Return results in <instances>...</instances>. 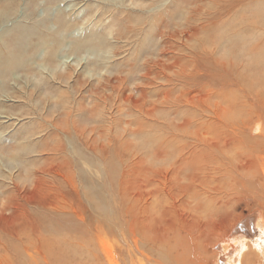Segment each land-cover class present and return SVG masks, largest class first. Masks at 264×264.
Returning <instances> with one entry per match:
<instances>
[{"label":"bare ground","instance_id":"obj_1","mask_svg":"<svg viewBox=\"0 0 264 264\" xmlns=\"http://www.w3.org/2000/svg\"><path fill=\"white\" fill-rule=\"evenodd\" d=\"M162 1L144 0L141 8L147 9V17L129 10L108 35L85 30L86 35L70 41L67 31L68 46L75 52H100L106 57L96 63L100 85L96 90L76 88L58 93L49 85L42 87L44 108L36 106L22 117L41 115L43 122L8 138L6 121L16 118L0 108V143L9 142L13 151L9 156L6 148L0 151L1 250L7 241L0 264L3 260L24 264L25 257L36 262L38 255L49 264L42 251L33 250L23 238L41 216L76 220L87 240L81 263L94 260L91 247L95 244L104 255L111 254L109 264H209L210 247L219 236L228 238L242 217L235 215L241 203L250 212L260 211L264 227V0H207L206 5L213 6L189 10L186 19L194 17V24L181 32L173 30L175 33L163 31L170 26L165 24L171 16H161L175 0ZM11 4L2 8L1 20L11 15ZM115 11L112 19L118 17ZM65 21L59 20L62 30ZM33 33L34 29L24 28L19 20L0 30V100L4 102L15 98L34 107L32 103L40 101L37 87L7 95V83L47 49L44 39L32 40ZM185 38L197 40L199 45L191 46ZM208 38L210 46L206 45ZM107 42L113 59L129 52L130 45L136 46L135 60L131 55L126 63L137 68L135 86L129 87L130 78L112 74V65H105ZM113 43L125 45L120 51ZM220 51L228 58L218 61ZM59 54L54 48L48 50L52 67ZM130 69L132 78L134 70ZM85 93L95 94V109L102 107L90 108L91 123L84 122L86 127H82L78 117L85 108ZM148 98L155 99L149 103ZM73 100L79 103L75 113L66 107ZM165 104L166 109H158ZM109 106L107 125L101 111ZM164 110L182 118H174L176 122L155 118ZM122 113L131 114L124 121L128 129L123 135L117 131L120 119L117 123L115 118ZM143 134L145 139H141ZM33 155L42 156L41 166L36 168L34 163L29 171L21 169ZM69 155L78 158L71 164L64 162ZM57 157L63 158L62 165L55 163ZM82 163L96 166L104 176L109 169L113 171L111 203L96 199L92 194L96 189L90 186L89 199L81 208L58 205L65 188L60 181L63 171L80 168ZM20 179H28L30 184L21 185L24 181ZM85 179L88 181L87 175ZM29 217L31 226L20 230ZM248 243L243 246L240 264H264V253L258 255L260 250ZM112 247L123 250L120 259Z\"/></svg>","mask_w":264,"mask_h":264},{"label":"rangeland","instance_id":"obj_2","mask_svg":"<svg viewBox=\"0 0 264 264\" xmlns=\"http://www.w3.org/2000/svg\"><path fill=\"white\" fill-rule=\"evenodd\" d=\"M116 0H0V12L3 7H5L9 2H11V6L8 8L11 11V15L9 17H6L5 20H1L0 18V30H5V26L8 23H14L17 20H19L20 25H22L26 29H34V33L32 35V40L34 42L38 41L40 38L44 39L47 43V49L43 51L42 54L36 55V60L34 62H31L25 72L17 73L15 77L16 79H12L7 83V95L10 94H19L21 91L27 92L28 88L37 87V94H40V97L43 95L45 96L42 91L45 88L46 85H49L53 87V89H57L58 93H62L61 91L65 90H74L76 88H81L83 90L85 89H94L96 90L99 88V80L97 79V72L98 67L96 66V63H100L103 61L105 55L98 52L97 53H82V52H75L72 48V45L68 46L67 42V31H68V39L76 40L80 39L79 37L82 35H86L87 33H84L85 30H88V33H98L101 35H108L109 30L112 28L115 29L118 28L119 22H120V16L127 13L129 10L132 11V14L135 15H141L142 17H147V9H142V5L144 4V0H138L136 2H132L133 0H127L122 3L125 4V6L120 3V5L115 4ZM147 3L149 0H146ZM161 4L163 3L162 0ZM175 0L173 1L172 5L169 6L168 12H164L161 14L163 15H169L171 16V19L168 20V23L165 25H170L168 27H164L163 31L165 32H172L175 33L177 31L181 32L184 29L189 27H192L191 25L194 24V17L186 19V16L188 15L189 10L195 9L198 5H201L202 7L209 9L213 6H207L208 4L207 0ZM182 2V3H180ZM133 3L134 5H132ZM122 5V7H121ZM156 4L155 6H157ZM120 8H119V7ZM116 8L117 11L116 14H118V17L112 19V15L114 12L112 10ZM124 11H121V10ZM175 15V16H174ZM114 17V15H113ZM61 18H64L66 21V25L64 26V29H61V24L59 20ZM188 24V25H187ZM175 32H174V31ZM106 32V33H105ZM185 40L190 44L191 46H198L199 41L193 40V39H186ZM209 43H207V46L211 45L210 39L208 38ZM112 43V42H111ZM114 46H117L120 48V51L123 47V43H113ZM140 47V46H139ZM50 48L56 49L59 54V60L55 62V64L52 67V63L48 61L47 52ZM128 48L131 50L125 54L120 55L118 58L113 59V53L111 52V46L107 42V49L109 50L108 53V61L105 64L108 68L111 67L110 70L112 74L118 75L120 77H127V79L130 78L131 84H129V87L135 86V83L137 81L135 80V72L137 71V68H134L132 66H129L127 61L130 59L131 55L133 58V54L136 50L135 45H130ZM233 52V51H232ZM216 58L218 61H223L226 57L225 53L220 51L217 53ZM71 61L70 65H72V69H68V64L66 65V61ZM133 60H135L133 58ZM114 61V62H113ZM115 63V64H113ZM132 70H131V69ZM129 69L131 70L132 78L130 76ZM135 78V79H134ZM135 80V82H134ZM2 82V79H0V84ZM2 85V84H1ZM39 90V91H38ZM30 91V89H29ZM50 95H53V98L58 97L57 94H53L52 92L48 91ZM72 95V93H69V95ZM173 94V93H172ZM92 93H85V97L87 98L86 101H84V107L82 108V115L81 119L80 116L78 117V120L82 121V127H86V125L91 123V118L88 116L89 112H91V109H95L96 101L95 100V94L92 95ZM74 96V95H72ZM94 96V97H93ZM151 96V95H149ZM39 97V96H38ZM41 101H34L32 104L35 103L34 107L29 106L28 104H22L19 102L18 99L13 98L11 101L4 102L3 99L0 100V108L8 111L11 115H13L16 119H10L7 122L8 129L6 130V134H8L7 138L15 133L17 131H25L29 129L38 128L39 123L42 121L41 115H34L31 119H25L22 117V115L26 111H30V109H34L37 106L41 105V107L44 108V103L42 102V99L44 101V98H40ZM78 97V96H77ZM155 98H148V102L151 103V100ZM36 100V98H35ZM95 103V104H94ZM78 102L75 100L70 101L66 107L68 110L73 111L75 113L78 109ZM99 106V105H98ZM111 106V105H110ZM107 108V111H101V113L104 115V122L109 125L108 116L111 115L109 111L112 110L111 107ZM50 109L51 105L48 106ZM52 108V107H51ZM89 108V109H88ZM91 108V109H90ZM111 110H110V109ZM167 104L160 105L158 109H166ZM40 109V107H39ZM104 109V108H103ZM129 109V108H128ZM43 110V109H42ZM81 110V108L79 109ZM90 110V111H89ZM87 112V113H86ZM107 112V113H106ZM86 113V114H85ZM167 113V114H166ZM171 113V114H169ZM166 112L160 111L156 114L157 119L163 118L162 120H172L175 121V119H181L182 117H176V113L172 112ZM98 114V113H97ZM107 114V115H106ZM165 114V115H163ZM100 115V114H99ZM88 116V117H86ZM119 114L116 115V120L118 123V120L120 119V123H118L117 131L120 132L121 135L124 134L125 129H128V127H124L125 123L124 121L126 119H131V114L122 115ZM169 116V117H168ZM175 118V119H174ZM40 119V120H39ZM103 119V118H102ZM32 120V121H31ZM39 120V122H38ZM107 120V121H106ZM2 121V120H1ZM123 121V122H122ZM177 121V120H176ZM175 121V122H176ZM30 124H29V123ZM38 122V124H37ZM43 122V121H42ZM103 122V123H104ZM122 122V123H121ZM33 123V125L31 124ZM36 123V124H35ZM102 123V124H103ZM36 126H35V125ZM81 124V122L79 123ZM251 122L249 123V125ZM3 125V126H6ZM103 130H107L108 126ZM116 125V124H115ZM120 125V126H119ZM259 124H256L255 127H257ZM9 126H11L9 128ZM32 126V128H31ZM21 127V128H20ZM121 127V128H120ZM25 128V129H24ZM20 129V130H19ZM22 129V130H21ZM9 130V131H8ZM15 132V133H14ZM147 132L150 131H146ZM150 133H153L151 131ZM257 134V133H255ZM42 134L39 135V138ZM141 139H145V135L143 134L141 136ZM37 140V139H36ZM40 140V139H38ZM51 140V139H48ZM139 139H136L135 142H138ZM50 142V141H49ZM9 143V142H7ZM6 142L0 143V151H3L5 148V155L9 156L11 153H13L12 148L9 147V145ZM42 142L40 143V145ZM5 145V147L3 146ZM42 147V145H41ZM10 149V150H8ZM10 152V153H9ZM9 153V154H8ZM34 156V155H33ZM36 157V158H34ZM32 158H29L21 169L25 167V171H29L30 168H35L36 165L38 168L42 161V156H34ZM38 157V161L37 160ZM41 158V159H40ZM77 155L75 158V155L69 157L64 161L71 164L72 162H75V159L77 160ZM62 157H57L58 162H55L58 165H62ZM56 160V161H57ZM24 162V161H23ZM38 162V163H37ZM62 162V163H59ZM30 163L29 167L28 164ZM35 163V164H34ZM43 163V162H42ZM34 164V166H33ZM28 169V170H26ZM64 178H60L61 185H65V188L63 189L62 193L58 196V205L59 206H66L68 208L69 204H73L74 206L82 207L84 203H87V200L89 199V187L93 186L96 190L92 192L93 196L96 199L102 200L106 204L111 203V178L113 175V171L109 169L107 175H102V172L97 168L96 166H87L82 163V167L75 168L73 167L70 170H64L63 171ZM85 175L88 177V181L85 179ZM26 179V178H25ZM25 179H20L21 185L30 184L28 179L25 181ZM65 179V181H64ZM81 192V197L79 198L78 192ZM110 208V207H109ZM108 208V209H109ZM38 211H41L40 208H38ZM235 212V211H234ZM69 214V213H66ZM242 215V217L238 220V223L236 226L230 229V235L228 238H224L223 235L219 236L216 239V243L213 244L209 249V255L212 257V260L209 264H240L241 257H242V249L243 246L249 242L252 246V248L255 247V250L259 249L260 251H256V253L263 254L264 253V234L261 233V230L264 231L263 225L260 223V211H248L247 207L241 203L238 207V212H235V215ZM41 214H38L37 216L40 217ZM40 222L34 229H29L24 232V242L30 243L32 245L33 250L35 247L37 250H41L43 255L46 256L47 261L49 264H109L108 260L111 258V254L104 255L101 252V248L96 246L91 247L93 250L95 256L94 260L90 262H82L81 254L83 251V244L86 239L82 237L81 229L78 230V223L76 220L68 221L64 218H48L45 216L40 217ZM219 221H221V218H219ZM32 221L29 217L28 221L26 222V225L22 228H27L31 226ZM87 241V240H86ZM7 241L5 240L2 245V249L4 250L6 248ZM26 246V245H25ZM78 246H81V250ZM0 249V259H2L3 255L5 254L4 251ZM122 249H117L115 247H112V252L117 255V257L120 259L122 254ZM52 256H51V255ZM122 258H126V253L122 256ZM261 259V258H260ZM121 262V261H120ZM143 262V261H142ZM141 264H145L144 262ZM2 264H7V260H3ZM24 264H46L44 261H42L41 256H37V261H31L28 257H25V263Z\"/></svg>","mask_w":264,"mask_h":264}]
</instances>
